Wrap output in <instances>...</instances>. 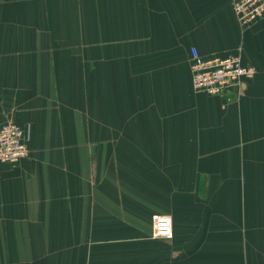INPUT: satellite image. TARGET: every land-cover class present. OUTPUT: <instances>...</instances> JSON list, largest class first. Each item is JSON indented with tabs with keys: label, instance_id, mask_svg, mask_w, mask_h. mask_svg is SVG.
<instances>
[{
	"label": "crops",
	"instance_id": "crops-1",
	"mask_svg": "<svg viewBox=\"0 0 264 264\" xmlns=\"http://www.w3.org/2000/svg\"><path fill=\"white\" fill-rule=\"evenodd\" d=\"M192 49L256 76L196 92ZM10 121L0 264H264V19L232 0H0Z\"/></svg>",
	"mask_w": 264,
	"mask_h": 264
},
{
	"label": "built area",
	"instance_id": "built-area-1",
	"mask_svg": "<svg viewBox=\"0 0 264 264\" xmlns=\"http://www.w3.org/2000/svg\"><path fill=\"white\" fill-rule=\"evenodd\" d=\"M236 18L245 26L264 19V0H232ZM197 49L191 52L192 85L196 92L223 96L231 89L256 76V69L245 66L242 57L203 58ZM29 156L23 129L14 121L0 128V165L17 164ZM152 238H173V221L169 216L157 215L152 221Z\"/></svg>",
	"mask_w": 264,
	"mask_h": 264
}]
</instances>
